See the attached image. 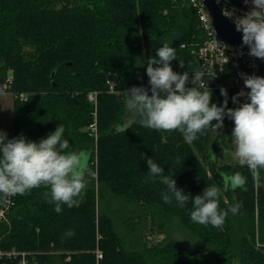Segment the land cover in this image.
<instances>
[{"label":"trees","instance_id":"1","mask_svg":"<svg viewBox=\"0 0 264 264\" xmlns=\"http://www.w3.org/2000/svg\"><path fill=\"white\" fill-rule=\"evenodd\" d=\"M199 34L189 0H0V93L13 94L8 137L23 134L39 140L61 123L70 146L85 154L87 168L96 173L88 177L79 206H62L59 214L44 186L14 195L11 225L0 224L4 248L59 252L39 255V264H96L92 251L99 225L100 264H264V169L257 178L246 166L220 168L211 143L215 121L187 142L179 130L140 126L135 122L139 116L133 117L123 100L130 84L144 80L146 61L161 43L176 48L178 58L170 63L182 68L181 61L185 67L191 60L188 44ZM141 59L145 63L138 65ZM111 74L116 84L109 80ZM257 75L264 76L263 59ZM110 86L120 93L109 92ZM226 89L228 107H237L231 98L240 90ZM90 91H98L96 141L87 129L94 120ZM224 99L220 89L211 94L217 104ZM130 118L132 125L121 130ZM233 127L225 117L218 134L223 146L231 143ZM146 157L190 194L184 207L163 201L166 186L149 178ZM235 172L245 176L246 190H224V176ZM213 183L219 184L221 209L242 205L237 214L229 212L220 228L194 223L189 215L192 195ZM104 198L108 211L98 215V199ZM122 199L136 208L125 218L141 224L139 232L127 234L129 248L122 245L125 235L116 229L118 214L111 203ZM143 217L165 233L161 241L146 242ZM125 218L119 223H126ZM68 229L73 236L64 235ZM188 240L193 246L184 245Z\"/></svg>","mask_w":264,"mask_h":264},{"label":"clouds","instance_id":"2","mask_svg":"<svg viewBox=\"0 0 264 264\" xmlns=\"http://www.w3.org/2000/svg\"><path fill=\"white\" fill-rule=\"evenodd\" d=\"M245 3L252 5L245 14L237 16L228 9L224 14L232 18L236 29L242 32V43L248 46L249 55L264 59V0H245ZM160 45L155 50L156 55L147 59L150 89L134 85L123 93L128 112L133 117L139 116L135 122L157 131L179 130L185 141L192 142L213 121L217 128L222 127L227 117L234 122L230 138L235 157L241 166H246L259 178L258 170L264 169V76H243L248 91L242 88L232 96L237 107H228V92L222 86L220 93L225 99L217 104L211 100L207 80L213 77L206 78L207 69L174 71L170 62L178 58L176 48L168 42ZM144 63L143 59L137 60L138 65ZM180 66L183 67V61ZM241 96L247 99L241 102ZM132 123L131 119L126 121L121 130L125 131ZM65 132L60 123L46 136L32 140L23 134L9 138L7 132L0 129V197L22 195L44 186L48 189L45 197L54 205L56 213H62L65 205L78 207L88 177H95L96 173L87 168L85 154L70 146ZM145 164L149 178L166 186L161 193L163 201H175L179 207H184L190 194L177 187L173 175H165L163 166L152 157H146ZM245 186L246 178L240 172L223 178L224 190H246ZM219 199L220 188L214 183L200 194L192 195L191 221L220 228L229 212L235 215L242 207L237 202L230 209H221ZM64 235L71 237L74 231L68 229Z\"/></svg>","mask_w":264,"mask_h":264},{"label":"built area","instance_id":"3","mask_svg":"<svg viewBox=\"0 0 264 264\" xmlns=\"http://www.w3.org/2000/svg\"><path fill=\"white\" fill-rule=\"evenodd\" d=\"M215 1L217 2V0ZM189 2L196 9L200 34L195 41L188 44V47L191 48V60L183 68L172 66L173 70L183 73L185 71L193 72L207 69L206 78L213 77L207 80L208 87L211 90H218L222 86L225 88L239 90L244 88L248 90L244 86L243 76L257 75L262 59L249 55V49L246 45L243 47H233L220 41L216 37L211 18L202 0H189ZM218 5L223 14L224 10L228 9L237 16L245 14L252 7L250 3H245V0H239L238 2L234 0H219ZM224 16L234 23L232 18L225 14ZM188 86H191V82H189ZM87 98L90 102L96 103V91L88 92ZM87 129L96 141L98 137L96 117ZM14 206V196L0 197V224H5L8 228L10 227V214ZM97 236L98 232L96 231ZM2 238L0 236V261L7 260L8 264H30L28 260L29 257L32 258L30 251L26 249L20 250L15 247L4 248L2 246ZM50 252L59 253L58 251H41V254L45 255V253ZM96 256V264H98V259L102 257V254L96 251ZM35 259L37 264H39V255ZM32 261H34L33 258Z\"/></svg>","mask_w":264,"mask_h":264},{"label":"rangeland","instance_id":"4","mask_svg":"<svg viewBox=\"0 0 264 264\" xmlns=\"http://www.w3.org/2000/svg\"><path fill=\"white\" fill-rule=\"evenodd\" d=\"M155 66V65H153ZM146 67H147V61H146ZM183 68V67H182ZM149 81V77L145 74L144 75V80L140 83H132L129 85V89L134 86V85H147ZM217 90H211V93L213 95H215ZM248 90H245V92H247ZM109 92H116V93H120V91H114L113 86H110V90ZM98 94V91H96V96ZM242 100L245 101L247 99L246 96H241ZM12 99H13V94L10 92H1L0 93V129L5 130L7 132V135L10 134V132L12 131V122H13V116H12ZM89 101V100H88ZM90 102V101H89ZM92 107H93V118L97 117V102L96 103H92L90 102ZM131 119V118H130ZM97 120V118H96ZM225 129H228L231 131V127H227ZM223 130L222 127H218L215 126V129L213 131V135L211 138V143L212 145H215L216 147V154L214 155L216 158V162L218 164V166L221 168H225L224 166H229L231 168H235L236 166H240L238 158L235 157L234 155V146L232 145V143H229L228 146H223V142H222V138L218 136L219 133H221V131ZM231 136V135H230ZM214 147V146H213ZM213 154V153H211ZM211 154H205L204 155L206 157H208ZM203 158V156H200ZM229 170H233V169H229ZM207 174L210 178H213L212 174L210 171L207 170ZM219 184H217L218 186ZM225 198V197H224ZM99 203L101 205H99L98 209L96 210L97 214H101L103 211H108L107 209L105 210V207L109 204V202H106V198L104 199H98ZM97 201V202H98ZM113 202V203H112ZM126 201L122 200H114L111 201V203L114 205L115 208V212H117L118 214V218H116L115 220V226L116 229L119 232L124 233V243H122L123 246L125 247H130L131 246V241L128 240V235L129 233L133 232V233H137L139 232V230L141 229V224L139 222H134L133 219L131 218H125L126 215L131 214V212H135L136 208H129L127 205H125ZM117 217V216H116ZM120 217L125 218V221L128 225H126V223L121 224L120 221ZM144 220V224L145 226H147L146 230V234H145V240L148 243H157L158 241H161L164 238L165 233L160 232L159 229H157L156 225L151 224V220L150 217L147 218V220H145V218L143 217ZM146 223V224H145ZM169 227V225H168ZM171 232L173 233V236L177 237L179 240H183V236L174 228H171ZM102 236L99 232V225H98V236H95V246H94V251H92L95 255V261L97 260V256H96V251L100 252L102 254V257H100L98 259V264H100V261L103 259V250H101V240ZM184 241V240H183ZM192 240H188L185 242V246H193L192 245ZM53 245H50V247H52ZM28 251L31 252L32 258L34 259V261H32V258L29 257L28 260L30 262V264H37L35 257H37L38 255H44L41 254V251H43L40 247L39 248H35V249H26ZM67 251H69V249H66ZM77 253V252H76ZM1 264L5 263L8 264V261H0ZM234 264H239L238 260H236L234 262Z\"/></svg>","mask_w":264,"mask_h":264},{"label":"water","instance_id":"5","mask_svg":"<svg viewBox=\"0 0 264 264\" xmlns=\"http://www.w3.org/2000/svg\"><path fill=\"white\" fill-rule=\"evenodd\" d=\"M211 18V23L216 33V37L233 47H243L242 32L236 29L235 23L229 21L221 11L215 0H202ZM109 80L114 84L117 83L115 75H109Z\"/></svg>","mask_w":264,"mask_h":264},{"label":"crops","instance_id":"6","mask_svg":"<svg viewBox=\"0 0 264 264\" xmlns=\"http://www.w3.org/2000/svg\"><path fill=\"white\" fill-rule=\"evenodd\" d=\"M12 101H13V99H12ZM11 132H12V131H11ZM11 132H10V133H11ZM8 135H9V134H8Z\"/></svg>","mask_w":264,"mask_h":264}]
</instances>
